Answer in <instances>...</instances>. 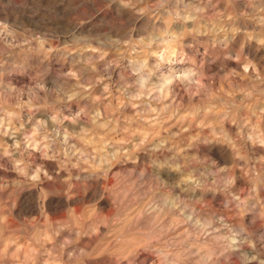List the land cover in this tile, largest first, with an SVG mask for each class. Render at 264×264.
<instances>
[{
    "label": "rangeland",
    "instance_id": "obj_1",
    "mask_svg": "<svg viewBox=\"0 0 264 264\" xmlns=\"http://www.w3.org/2000/svg\"><path fill=\"white\" fill-rule=\"evenodd\" d=\"M0 264H264V0H0Z\"/></svg>",
    "mask_w": 264,
    "mask_h": 264
}]
</instances>
